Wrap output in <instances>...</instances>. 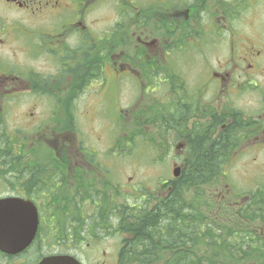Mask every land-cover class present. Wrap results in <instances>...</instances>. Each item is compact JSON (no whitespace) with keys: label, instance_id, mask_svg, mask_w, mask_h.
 Returning <instances> with one entry per match:
<instances>
[{"label":"flooded vegetation","instance_id":"af4514ba","mask_svg":"<svg viewBox=\"0 0 264 264\" xmlns=\"http://www.w3.org/2000/svg\"><path fill=\"white\" fill-rule=\"evenodd\" d=\"M240 1L0 0V236L4 228L8 245L0 264L62 254L88 264L77 252L78 231L96 242L111 227L92 217L125 206L126 179L109 176V152L123 162L146 130L171 137L182 169L189 151L230 131L225 159L249 175L259 170L264 195V18L243 33L234 14ZM194 61L197 81L187 69ZM131 86L138 95L128 104ZM82 97L109 110L106 128L83 126L92 112L79 110ZM104 133L114 135L105 152ZM221 180L220 209L251 203L252 193L229 198L228 174ZM171 187L172 177L141 196L139 209L169 197ZM254 230L264 236V223ZM120 233L98 263L137 262L138 248Z\"/></svg>","mask_w":264,"mask_h":264},{"label":"trees","instance_id":"16d2710c","mask_svg":"<svg viewBox=\"0 0 264 264\" xmlns=\"http://www.w3.org/2000/svg\"><path fill=\"white\" fill-rule=\"evenodd\" d=\"M229 134L188 152L169 197L143 210L133 205L122 210L117 231L129 234L128 247L138 248L132 264H264V236L254 230L264 223L263 188L237 211L220 209L212 192L231 149Z\"/></svg>","mask_w":264,"mask_h":264},{"label":"rangeland","instance_id":"374dc122","mask_svg":"<svg viewBox=\"0 0 264 264\" xmlns=\"http://www.w3.org/2000/svg\"><path fill=\"white\" fill-rule=\"evenodd\" d=\"M240 2H245L243 4V6L245 5V7L239 6V8L235 9L234 14L239 17L237 21L243 30L242 32L251 33L253 31L250 25L247 24V22L255 18H264V0H241ZM207 47L209 48L208 45L206 46V48ZM200 67L201 62L199 61L188 62L187 69L189 70V76L191 79H195L196 81L199 79ZM94 90V88H91L90 90H88V94L94 93ZM158 94L160 95V92ZM137 95V87H128L126 89V103L130 104L134 100L137 101ZM77 105L80 111L89 109L92 112L90 120L88 122L83 119L84 127L103 129V123L106 128V124L110 121L108 119L109 110H105L103 108L101 101H97V99L93 100L92 98L82 97L81 99H79V103ZM91 133L95 134V131H92ZM113 136L114 135L112 133L111 135L104 133V143L106 144V146L109 145V147L105 148L104 152L108 151L107 149H110ZM150 140L153 142L148 147L146 143H148ZM171 141V137H169L166 133H162L160 131L159 133H155L151 132L150 130H146V133H141L139 136H135V138L131 140V143L133 145L130 147L132 148L126 150L123 162H121V158L118 156V154L109 152V159L111 162L110 165L113 171L109 173V176L111 178L114 177L115 180L113 181L116 182L121 181L122 178L126 180L129 179L128 181H126V184L129 188L126 187V194L122 195L121 199V201L124 202V208L126 206L137 203L138 199L141 196L147 195L150 190H156L161 183L173 176V162L176 159V156L180 154L176 152L174 146L173 148L169 149V146H171ZM245 168L246 167H244V165H241L236 161L226 162L225 172L226 174H228L227 182L232 187V195L234 192L233 190L238 191L240 195H245L246 193L257 191L263 186V176L262 174L261 176L259 175V170L254 171L253 175H249V172L246 173ZM115 175H119L118 178H116ZM220 183H222V180ZM220 183L216 184V187H213L212 189V192L216 196H219L220 193L224 194L226 191L224 183ZM121 213L122 211L117 215L114 214L105 216L109 225L108 227H111V229L108 231L105 228V233L101 237H98L96 242L91 241L90 239L84 240L83 237L86 233L83 230L78 231L77 252L79 254V257H83L88 264H101L97 261L98 256L100 252L107 247L106 243L110 240V238H113L114 243L117 244L118 241H120V239L124 237V235H122L119 231L115 229L112 230L111 225H118L120 223L124 215V213ZM80 216L81 215H78V217ZM96 217L97 216H93V220L96 219ZM85 220L86 219L84 218V221L80 223L85 224ZM128 235L129 234H126L125 237H127Z\"/></svg>","mask_w":264,"mask_h":264},{"label":"water","instance_id":"95a60500","mask_svg":"<svg viewBox=\"0 0 264 264\" xmlns=\"http://www.w3.org/2000/svg\"><path fill=\"white\" fill-rule=\"evenodd\" d=\"M175 176H179L180 174V169L177 168L174 171ZM5 202L6 200H1L0 201V207H4L5 206ZM3 233L4 236H0V248L7 250L8 249V245H7V241H6V231L3 228ZM41 264H82L81 262H79V260H77L74 257H70V256H66V255H55V256H50L45 258Z\"/></svg>","mask_w":264,"mask_h":264}]
</instances>
